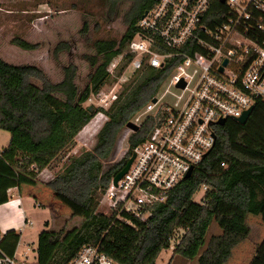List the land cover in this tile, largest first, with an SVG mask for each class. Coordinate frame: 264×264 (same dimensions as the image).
I'll use <instances>...</instances> for the list:
<instances>
[{
  "label": "trees",
  "instance_id": "1",
  "mask_svg": "<svg viewBox=\"0 0 264 264\" xmlns=\"http://www.w3.org/2000/svg\"><path fill=\"white\" fill-rule=\"evenodd\" d=\"M107 1L111 16L121 2H130L123 16L127 27L118 43L95 41L96 54L85 57L93 70L83 90L75 83L76 67L72 64L63 68L59 82H52L34 65H14L0 58V129L10 135L7 145L0 149V161L35 178L92 119L94 114L84 105L86 100L105 83L112 82L108 65L125 50L143 13L159 2ZM11 43L24 50L37 47L19 37L12 38ZM63 44L60 42L55 49L60 50ZM171 69L172 65L158 69L143 66L123 85L110 107L99 109L106 121L96 134L93 148L71 158L60 173L47 181L57 198L76 206L84 217L78 228L64 238L62 231L55 235L42 233L40 264H60L87 244L98 245L120 264H156L159 253L169 248L174 239L173 254L196 259L197 264H225L232 250L248 236L246 216L259 215L264 222V100L260 99L245 124L227 119L216 126L211 150L190 176L168 191L164 203L152 207L146 221L130 218L128 225L115 220L114 213L98 211L111 178L147 137L153 122L145 120L131 132L124 156L104 167L103 161L112 155L117 133L158 92ZM203 187L202 202L194 201V194ZM213 221L221 232L206 239ZM92 227L96 228L93 232ZM178 230H182L180 235ZM15 243L0 242V246L11 252ZM247 264H264V238Z\"/></svg>",
  "mask_w": 264,
  "mask_h": 264
},
{
  "label": "built area",
  "instance_id": "2",
  "mask_svg": "<svg viewBox=\"0 0 264 264\" xmlns=\"http://www.w3.org/2000/svg\"><path fill=\"white\" fill-rule=\"evenodd\" d=\"M135 27L125 50L108 65L110 86L85 102L106 109L143 66L172 65L158 92L129 120L139 128L151 120L149 134L133 149L128 170L116 185L111 178L101 198L102 213H114L128 225L130 218L146 221L152 207L164 203L168 191L200 164L221 119L236 120L264 100V0H159ZM20 253L19 241L11 252L0 246V264H40L19 258ZM60 264L120 263L87 244Z\"/></svg>",
  "mask_w": 264,
  "mask_h": 264
},
{
  "label": "rangeland",
  "instance_id": "3",
  "mask_svg": "<svg viewBox=\"0 0 264 264\" xmlns=\"http://www.w3.org/2000/svg\"><path fill=\"white\" fill-rule=\"evenodd\" d=\"M108 6L107 0H2L0 1V57L14 65H34L40 68L52 82H59L63 78V68L72 64L76 67L75 83L81 91L88 83L89 74L93 70L85 57L96 54L95 41L105 39L118 43L127 27L123 16L130 2H121L112 16L108 14ZM14 37L23 38L36 44L37 47L18 52L19 50L11 43ZM60 42L64 44L58 51L55 47ZM31 81L40 85L35 79ZM110 84L111 82L105 83L99 93H104L105 88ZM99 109L94 108L92 119L35 178L20 171L17 175L15 173L6 175V171L0 168L1 174L4 175L3 183L9 186V183L14 181L21 192L28 190L21 196H35L26 199L22 204L25 209L22 216L18 209L17 193L13 191L12 196L8 193L1 194L5 197L3 206L0 207L1 243L19 241L21 252L19 258L27 257L30 262L39 261L38 247L44 231L52 232L53 234L50 235L62 231L61 238H64L67 232L77 229L81 224L83 212L76 206L57 198L46 183L60 173L71 158L93 148L96 134L106 121L103 111ZM128 135L129 132L125 127L119 130L111 157L103 161L104 167L118 162L124 156V148L128 146L126 139ZM9 136L8 132L0 129V149L7 145ZM202 194L203 191L199 190L194 200L197 201ZM104 209L101 200L98 211L102 212ZM246 224L249 227L247 238L232 250L225 264H247L256 246L264 238V222L259 215L248 214ZM220 232L213 221L206 239ZM4 233L9 236H3ZM181 233L182 230L177 231V235ZM175 243L176 239L172 240L170 247L159 253L156 264H197L196 259L188 260L173 254Z\"/></svg>",
  "mask_w": 264,
  "mask_h": 264
},
{
  "label": "crops",
  "instance_id": "4",
  "mask_svg": "<svg viewBox=\"0 0 264 264\" xmlns=\"http://www.w3.org/2000/svg\"><path fill=\"white\" fill-rule=\"evenodd\" d=\"M2 1V0H1ZM9 45H11L10 43H9ZM13 47H15L17 50H19L18 52H24L25 50L24 49H21V48H19L18 46L16 47V45H12ZM1 58V57H0ZM2 59V58H1ZM5 147V146H4ZM0 168H2V169H4L5 171H6V175H12V174H16L17 175V173H18V171H20L18 168H15V167H10L9 165H7L6 163H4V162H2V161H0ZM21 172V171H20ZM25 174V173H24ZM27 175V174H26ZM29 176V175H28ZM31 177V176H30ZM2 178H4V175L2 174L1 176H0V207H2L3 205V202H4V200H5V197H3V196H1V194H3V193H8V194H10L11 196L13 195V191H15L16 193H17V198H18V200H17V203H18V209H19V211H20V214L23 216V214H24V208H23V206H22V204L24 203V201L26 200V199H28V198H30V197H35V196H28V195H25L24 197L23 196H21V194H24V193H26L28 190H26V191H23V192H21V190L19 189V186L17 185L16 186V184H15V182L13 181V182H11V183H9V186L8 185H6L5 183H3V181H2ZM33 193V192H32ZM33 200H34V198H33ZM32 200V201H33ZM5 205V204H4ZM2 209V208H1ZM25 219H27V218H25ZM25 219H24V222H25ZM26 223V222H25Z\"/></svg>",
  "mask_w": 264,
  "mask_h": 264
},
{
  "label": "water",
  "instance_id": "5",
  "mask_svg": "<svg viewBox=\"0 0 264 264\" xmlns=\"http://www.w3.org/2000/svg\"><path fill=\"white\" fill-rule=\"evenodd\" d=\"M223 1V0H221ZM226 62H224L225 64ZM220 70H222V68H220ZM179 86L183 87L184 84L183 83H180ZM152 101L154 102L155 99H152ZM88 110L90 112H93L94 111V107L92 105H88ZM252 112V107H250L248 110H246L242 116H240L239 118L236 119V121L240 124H245L250 116ZM219 125H223L225 123V120L224 119H221L219 122ZM125 127L129 130H131L132 132H135L139 129V127L137 125H135L134 123H132L131 121H128L126 124H125ZM134 159V154H132L128 160L126 161L125 165L114 175L113 177V180H112V183L114 185L117 184V181L123 176V174L128 170L132 160ZM190 176V172H188L186 175H185V178Z\"/></svg>",
  "mask_w": 264,
  "mask_h": 264
}]
</instances>
